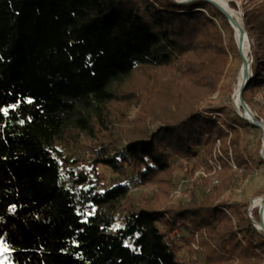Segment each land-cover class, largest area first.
<instances>
[{
	"label": "trees",
	"instance_id": "trees-1",
	"mask_svg": "<svg viewBox=\"0 0 264 264\" xmlns=\"http://www.w3.org/2000/svg\"><path fill=\"white\" fill-rule=\"evenodd\" d=\"M246 18L257 40L248 103L246 92L264 86V4ZM215 19L233 33L207 0H0V245L11 264H185L167 233L176 228L209 233L208 264H264V231L247 204L231 203L228 214L213 202L222 193L194 194L161 210L133 206L116 227L112 211L128 185L101 190L59 148L108 129L109 104L137 69L177 65L192 84L178 114L165 111L156 130L145 125L113 158L118 137L103 141L95 162L121 173L143 166L146 183L174 155L216 137L226 143L225 128L199 107L227 62ZM234 153L246 163L239 146ZM252 214L260 220L257 208Z\"/></svg>",
	"mask_w": 264,
	"mask_h": 264
},
{
	"label": "rangeland",
	"instance_id": "rangeland-1",
	"mask_svg": "<svg viewBox=\"0 0 264 264\" xmlns=\"http://www.w3.org/2000/svg\"><path fill=\"white\" fill-rule=\"evenodd\" d=\"M229 2L239 14L250 43L256 45V37L247 26L246 14L264 4V0ZM215 21L223 37L227 62L216 89L208 99L199 103V107L204 109L205 116L215 118L225 128L228 134L226 143L216 137L193 148L191 155H174L170 158V170L159 173L154 181L146 183L140 181L143 166L133 173L130 169L121 173L103 162H95L99 158L96 148H108L102 144L103 141L118 137L109 153L114 157L128 148L130 137L138 135L145 125L151 133L156 130L161 125L160 117L165 111L178 114L179 101L188 99V89L191 91L192 87L191 81L183 78L179 65L168 69H137L120 85L118 98L109 104L112 120L107 130H101L93 138L79 133L75 135L77 139L59 143L63 154L76 160L77 172L86 174L89 181L100 186L101 190L106 191L120 184L128 185L126 197L112 211L116 227L123 225L124 214L133 206L151 204L161 210L166 206L188 203L194 194L204 193L213 196H217V192L222 193L213 202H224L220 206L227 213L235 201L247 204L249 216L252 199L264 195V129L244 119L233 103L243 57L235 41L234 31H227L220 22ZM246 98L256 120L264 123V86L248 90ZM237 146L246 160L245 164L240 165L236 160L234 149ZM90 211L92 213L94 209ZM233 222L236 223L235 218ZM167 233L180 246L179 257L185 264H208L206 242L211 240L206 230L195 231L190 235L187 229L176 228ZM0 264H11L6 251L0 254Z\"/></svg>",
	"mask_w": 264,
	"mask_h": 264
},
{
	"label": "bare ground",
	"instance_id": "bare-ground-1",
	"mask_svg": "<svg viewBox=\"0 0 264 264\" xmlns=\"http://www.w3.org/2000/svg\"><path fill=\"white\" fill-rule=\"evenodd\" d=\"M194 0H177L179 3H188ZM217 2L220 6H222L223 10L231 17L232 21V29L235 34V41L238 45L240 54L243 57V62L240 68V75L239 80L237 82V85L235 87L234 93H233V103L240 112L242 116H245L248 118L251 122H253L255 118V113L253 109L247 105L243 107V101L240 96V91L243 87V84L247 78V75L251 74V66H250V56L253 55L252 51V44L250 43L249 36L247 34V31L240 19L239 14L237 11L231 6L229 0H213ZM252 54V55H251ZM261 127L264 129V123L262 122ZM263 155H264V149H263ZM255 206L254 208L260 209V220H256L252 215V220L254 222V225L259 229L264 231V195H258L255 196L252 199L251 207Z\"/></svg>",
	"mask_w": 264,
	"mask_h": 264
},
{
	"label": "water",
	"instance_id": "water-1",
	"mask_svg": "<svg viewBox=\"0 0 264 264\" xmlns=\"http://www.w3.org/2000/svg\"><path fill=\"white\" fill-rule=\"evenodd\" d=\"M175 1H177V0H175ZM207 1H209V2H211V3H213L215 6H217L226 16H227V19H228V21H229V23H230V25H231V27H232V21H231V17L223 10V8H222V6H220L217 2H215V1H213V0H207ZM248 34V33H247ZM252 62H253V57L252 56H250V66H251V74L250 75H247V78H246V80H245V82H244V84H243V87H242V89H241V91H240V96H241V99H242V101H243V107L244 106H247L248 105V103L244 100V98H243V90L245 89V87H246V85H247V83L249 82V80L251 79V77L253 76V69H252ZM241 115V114H240ZM242 116V115H241ZM244 119H246V120H248V121H250L248 118H246L245 116H242ZM251 122V121H250ZM252 124H255V125H258V126H261L260 124L262 123V122H260L259 120H254L253 122H251ZM263 149H264V144H263V147H262V157H263V159H264V155H263ZM255 206H252L250 209L252 210L253 208H254ZM251 210H250V213H251ZM259 213L261 214V212H260V210H259ZM249 217L252 219V215L250 214L249 215Z\"/></svg>",
	"mask_w": 264,
	"mask_h": 264
},
{
	"label": "snow or ice",
	"instance_id": "snow-or-ice-1",
	"mask_svg": "<svg viewBox=\"0 0 264 264\" xmlns=\"http://www.w3.org/2000/svg\"><path fill=\"white\" fill-rule=\"evenodd\" d=\"M7 247L4 245H0V254H2L4 251H7Z\"/></svg>",
	"mask_w": 264,
	"mask_h": 264
}]
</instances>
